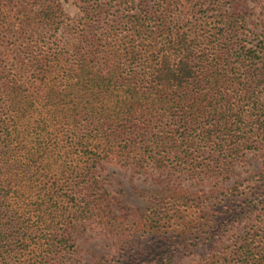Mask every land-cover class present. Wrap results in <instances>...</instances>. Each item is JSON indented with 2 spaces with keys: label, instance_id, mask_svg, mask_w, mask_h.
I'll return each instance as SVG.
<instances>
[{
  "label": "trees",
  "instance_id": "16d2710c",
  "mask_svg": "<svg viewBox=\"0 0 264 264\" xmlns=\"http://www.w3.org/2000/svg\"><path fill=\"white\" fill-rule=\"evenodd\" d=\"M241 1L162 0L143 11L134 0H94L76 20L61 0H0V264H62L76 221L109 225L105 162L141 172L174 156L198 180L264 147V38L240 39L254 25ZM254 1L264 23V0ZM46 29L56 31L54 52L32 44ZM156 109L177 129L160 122L135 147L144 136L135 120ZM249 181L251 194L236 185L212 197L166 183L142 225L170 240L163 255H177L166 264L201 245L210 248L203 264H264V170ZM213 208L199 226L184 217ZM245 220L252 231L221 249Z\"/></svg>",
  "mask_w": 264,
  "mask_h": 264
},
{
  "label": "rangeland",
  "instance_id": "374dc122",
  "mask_svg": "<svg viewBox=\"0 0 264 264\" xmlns=\"http://www.w3.org/2000/svg\"><path fill=\"white\" fill-rule=\"evenodd\" d=\"M93 1L61 0L66 15L70 18L75 17L76 20H79L84 9L89 7ZM161 1L134 0V3L137 7H141V9L138 8L139 10L146 11L155 9ZM241 3L254 19V25L251 30H245L240 35V39L252 46L264 38V23L259 22L258 9L254 0H242ZM113 13L114 11L105 16L111 18ZM10 34L7 33V36L3 38L5 46L8 48L12 47L15 40V37ZM66 34L65 37L67 38ZM210 40L213 44L215 38H210L205 43ZM32 44L40 45L39 49L45 47L46 51H56V31L44 30L42 37L33 39ZM161 113H163L162 110L156 109L151 115L138 117L135 120L134 125L137 133L139 135L144 134L143 137L134 138L135 147L148 144L149 137L160 128V122L163 123L167 131L177 129V126H173L175 124L170 119L164 118L162 121ZM78 125L83 126L85 122L80 121ZM81 131L83 128L78 130V132ZM175 137L178 136L175 135ZM172 154L174 155V151ZM173 160L174 156L171 159L165 156L164 164L166 163L169 167L165 169L151 164L141 172H135L130 168L121 166L116 161L103 163L100 166L99 176L100 187L104 190V192L101 191V200L104 202V206H107L108 210L113 213V220L109 225L108 221H105L106 218L102 222L95 217L76 221L71 231L74 248L62 264H166L169 256L177 255L173 252H167L165 256L163 255L165 243H169L170 240H166V234L158 233L160 231L152 228V226H142L144 218L152 203L157 199L156 196L159 191H163L166 183H170L173 188L189 189L190 193L212 197L220 191H229L238 185L241 188L239 193L251 194L247 188L248 183H250L249 180L264 170V147L243 150L229 171L215 176H202L198 180L185 177L180 172L181 167L176 166ZM176 161L180 162V160ZM214 209H209L206 211L207 213L191 209L184 213V217L188 220H194V223L199 226L198 221L204 216L211 219L212 215H216ZM175 219L177 217L172 220ZM252 225L254 224L250 220H245L236 225L234 229L232 228L233 230L231 229L228 234L220 239L218 246L221 249L227 245L232 247L235 240L236 242L241 241L246 232L252 231ZM205 229L206 227L198 232L200 238L206 237ZM209 252V247L201 245L193 253L179 257L175 264H203ZM158 259H160L159 263H157Z\"/></svg>",
  "mask_w": 264,
  "mask_h": 264
}]
</instances>
